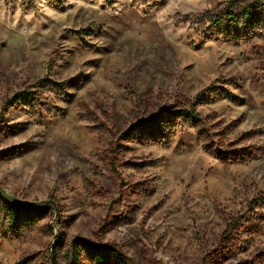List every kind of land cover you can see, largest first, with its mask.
I'll list each match as a JSON object with an SVG mask.
<instances>
[{
    "label": "rangeland",
    "instance_id": "1",
    "mask_svg": "<svg viewBox=\"0 0 264 264\" xmlns=\"http://www.w3.org/2000/svg\"><path fill=\"white\" fill-rule=\"evenodd\" d=\"M0 186V264H264V0H0Z\"/></svg>",
    "mask_w": 264,
    "mask_h": 264
},
{
    "label": "trees",
    "instance_id": "2",
    "mask_svg": "<svg viewBox=\"0 0 264 264\" xmlns=\"http://www.w3.org/2000/svg\"><path fill=\"white\" fill-rule=\"evenodd\" d=\"M252 11H254L255 13H252ZM258 13L259 12H256V9L254 8L253 10L245 9L244 17H243L245 19L244 22L248 24L250 20L253 19V17L257 15ZM233 15L234 14H230V16H227L228 20L232 19ZM9 103L10 102L7 101L3 105V109H6V106ZM259 198H261V196ZM0 209L2 210V212H4L5 215H7L9 219L10 227L12 228V231L14 232L22 220H25L26 223L29 224L31 223L32 218H38L40 215H44L45 213L44 211L37 212L29 208L20 207V206L11 204L7 200H5L1 195H0ZM233 227H234L233 225L232 226L228 225V228L224 231L222 235L221 244L223 243L227 244L234 240L233 237L235 236V234L233 233L235 232H233ZM72 248H73V253H74L75 264H79L80 256L83 253L82 251L86 253L89 259L94 260L95 263L97 264H108L112 254H114L119 260L125 263L129 262L128 258L115 245L104 247L100 245L90 244V242L86 240L79 239L73 242ZM28 259L30 258H26L25 260H23V262L21 261L18 264H22ZM52 264H58V263L56 260H52Z\"/></svg>",
    "mask_w": 264,
    "mask_h": 264
},
{
    "label": "water",
    "instance_id": "3",
    "mask_svg": "<svg viewBox=\"0 0 264 264\" xmlns=\"http://www.w3.org/2000/svg\"><path fill=\"white\" fill-rule=\"evenodd\" d=\"M0 195L7 200L8 202H10L11 204L20 206V207H25V208H29L32 210H35V207H33L32 203H27L23 200H19L17 199L15 196H13L12 194H10L8 191H6L5 189H3L0 186ZM41 209V208H40Z\"/></svg>",
    "mask_w": 264,
    "mask_h": 264
}]
</instances>
